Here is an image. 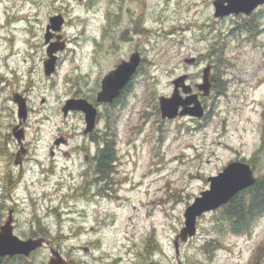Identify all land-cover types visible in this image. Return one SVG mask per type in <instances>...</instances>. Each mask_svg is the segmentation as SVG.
Masks as SVG:
<instances>
[{
    "label": "rangeland",
    "instance_id": "obj_1",
    "mask_svg": "<svg viewBox=\"0 0 264 264\" xmlns=\"http://www.w3.org/2000/svg\"><path fill=\"white\" fill-rule=\"evenodd\" d=\"M212 2L0 0V89L9 86L0 91V143L14 146L6 134L17 115L6 95L25 89L26 134L39 163L29 159L24 165L15 191L16 217L29 224L37 216L49 239L20 264H45L50 248L74 264L248 263L264 239V216L251 218L245 231L232 232L219 224L221 209L209 211L198 217L192 237L179 240L177 255L173 244L186 206L229 161L255 157L254 175L264 176V84L255 87L264 76V48L246 34L250 18L214 16ZM53 15L64 22L59 31L50 29L61 34L51 39L66 44L55 72L45 76L44 35ZM133 51L141 62L130 91L113 109L100 107L99 127L104 129L109 114V140L117 149V183L110 196L92 195L94 183L80 184L86 162L77 154L68 158L67 145L70 154L57 153L54 159L47 148L59 133L82 127L77 112L62 115L65 99L74 93L95 97L102 76ZM187 57L197 62L185 63ZM205 59L214 65L216 80L215 91L202 99L206 115L161 120L158 96H169L171 80L182 73L194 86ZM81 141L74 137L69 145ZM4 170L0 162V175ZM14 203L0 195V214ZM150 234L159 246L151 261L144 254ZM209 241L218 245L206 254L202 245Z\"/></svg>",
    "mask_w": 264,
    "mask_h": 264
},
{
    "label": "water",
    "instance_id": "obj_2",
    "mask_svg": "<svg viewBox=\"0 0 264 264\" xmlns=\"http://www.w3.org/2000/svg\"><path fill=\"white\" fill-rule=\"evenodd\" d=\"M264 3V0H213L214 15L224 16L231 13H250L257 5ZM63 18L61 15H53L49 18L47 32L44 40L47 43L53 35L52 30H60ZM60 35H56L58 39ZM64 48L63 42H51L46 48L47 58L43 61L44 73L50 75L55 69V52ZM194 57L184 58L186 63H192ZM140 62V55L137 51L132 52L127 60H121L115 68L106 73L101 79V88L96 94V100L99 102H110L116 97L123 86L128 82L135 72ZM187 74L178 75L172 80L173 89L169 96L160 95L158 97V106L160 117L162 119H172L176 116L191 115L201 117L203 108L198 99V93L205 96L209 93V66L202 69L201 81L195 84L197 92H192V87L186 82ZM184 94V96L181 94ZM18 105V115L20 118L26 117V105L23 100L15 97ZM68 110H81L84 113L86 127L84 132L91 130L95 123L96 109L83 98H69L63 106L62 112L65 116ZM17 135V133H16ZM208 188L202 190L195 196L183 212V226L174 238L175 253L178 254L179 240L186 241L196 232V221L203 213L215 210L219 206L228 202L241 190L251 186L256 178L248 163L243 161H231L223 167L216 175L207 178ZM43 238L21 240L11 232L7 224L0 230V256H12L21 254L28 256L31 251L40 247ZM87 251V247L83 248ZM52 256L46 264H68L61 257L58 251L51 250ZM178 259V258H177ZM180 261L174 264H179ZM71 263V262H70Z\"/></svg>",
    "mask_w": 264,
    "mask_h": 264
},
{
    "label": "flooded vegetation",
    "instance_id": "obj_3",
    "mask_svg": "<svg viewBox=\"0 0 264 264\" xmlns=\"http://www.w3.org/2000/svg\"><path fill=\"white\" fill-rule=\"evenodd\" d=\"M236 16H241L245 19L250 18V24L248 25V28H246V34L248 35L249 39L253 38L254 40H251L256 45H261L264 48V41L262 34L264 33V24L262 20V16H264V3L259 4L256 8H254L249 14H231ZM256 17H259L258 19H255ZM243 20V21H244ZM253 20V22L251 21ZM259 35V36H257ZM64 39V38H63ZM53 39L50 40V42ZM65 40V39H64ZM71 40L69 39V42ZM66 42V41H65ZM58 58L60 57L61 53L58 52ZM57 58V60H58ZM197 62V60H196ZM195 62V63H196ZM203 67L210 66V92L208 95H210L213 91H215L216 86V80L214 79L213 75V69L214 65L207 59H205V62H203ZM138 68L136 69L135 73L129 80V82L119 91L118 95L111 100L110 102H97L96 96H82L78 93L72 94L70 97L73 98H83L87 100L89 103H91L95 109H96V116H95V124L93 128L87 132H84L85 127V119H84V113L80 110H72L69 111L68 114L77 112L80 114L82 119V127L79 130H74L73 132H66V134L59 133L56 135L54 140L52 141V145L47 148V154L54 159L57 153H63L64 155H68L71 153V156H68V158L72 157V154L76 155L77 157H81L82 160L86 162L85 164V170L82 171L80 176L82 179L80 180V184L82 187H85V183L91 184L94 183L96 185L95 193H91L92 195L96 196H110L112 189L111 185L114 183H117V179L114 177V174L117 170V167L119 166L118 155H117V149L113 145H107V142L110 143V127H109V114L106 115V121L104 129H101L99 127V122L101 119V112L100 107H104L106 109L110 108L113 109L115 105L120 104L123 98H125V95L128 91V89L133 85V82L135 81L136 74L138 72ZM52 76V75H50ZM6 81L4 78L1 79V82ZM8 82V81H7ZM263 81L257 83L255 87H257L259 84H263ZM9 86H5L0 91L4 90ZM193 91H196L193 89ZM7 93V91H5ZM96 95V94H95ZM201 96L199 95L200 102L202 104V99L207 98V96ZM17 96V99L23 100L27 109V114L29 112L28 107V96L26 94L25 89H15L14 91H11V95L7 96V99H9L16 109V115L17 120L10 125V133L6 134V136L9 137L8 143H11L13 141L14 146L7 145L3 146V143H0V159L2 167H5V170L0 175V195L1 200H5V197H9L10 199L15 202L12 206L8 207L7 212L5 214H0V230L2 226H5L6 224L10 226L12 234L17 236L21 240L26 239H38L43 238L45 245L48 244V237L46 235V231H44L42 223L38 219L37 216H34V221L30 220L29 224L26 222L18 221V218L16 217L17 212L20 210L17 208V201H16V188L18 185L21 184V179L23 177V173L25 167V164H28L29 159H32L34 163H39L38 157L31 154V146L29 145L26 130L28 128L26 122H27V114L25 118H20L17 112V101L15 100V97ZM203 106V104H202ZM204 108V115H206V110ZM261 128L262 131H264V119L261 117ZM17 133V135H16ZM79 137L82 139L80 143H77L76 145H69L72 138ZM264 145V138H262L261 135V141L260 144ZM67 145L66 150H68V153L63 146ZM3 149V150H1ZM255 158V157H253ZM252 158V159H253ZM246 159V158H245ZM246 159L252 170L255 172V164L253 160ZM51 165H53L51 163ZM11 167L16 168L18 171L16 174L13 173V170ZM42 171L47 172V168L44 166H40L39 168ZM89 172V173H88ZM253 172V173H254ZM255 174V173H254ZM119 180V179H118ZM79 189L82 187L77 186ZM116 191V189H115ZM22 200V199H21ZM225 205V204H224ZM223 206H221L219 209H221V213L223 211ZM222 223H224V218L221 219ZM20 224H18V223ZM22 229H21V226ZM51 243V242H50ZM42 248V247H40ZM38 248V249H40ZM37 249V250H38ZM264 257V239L261 240L260 243H258L253 248V254L250 256L249 261L247 264H262V258ZM5 259H8L10 257H4ZM67 262H73L75 261L73 259H66ZM1 263V261H0Z\"/></svg>",
    "mask_w": 264,
    "mask_h": 264
},
{
    "label": "trees",
    "instance_id": "obj_4",
    "mask_svg": "<svg viewBox=\"0 0 264 264\" xmlns=\"http://www.w3.org/2000/svg\"><path fill=\"white\" fill-rule=\"evenodd\" d=\"M107 145H113V141L110 140V143L107 142ZM261 214H264V176L258 178L253 186L241 192L224 205L223 211L220 214L219 224L221 219L224 218V224L227 225L230 231L241 232L249 226L251 218L260 216ZM153 237L154 235L150 234L145 240L144 254L147 255L146 259H149V261L152 260L154 253L159 252V246ZM217 245V241L214 243H210V241L205 242L202 245V250L204 253L209 254ZM149 247H152L151 251ZM13 260H17L18 264H20L25 258L21 256H14L8 259L0 257V264H13Z\"/></svg>",
    "mask_w": 264,
    "mask_h": 264
},
{
    "label": "bare ground",
    "instance_id": "obj_5",
    "mask_svg": "<svg viewBox=\"0 0 264 264\" xmlns=\"http://www.w3.org/2000/svg\"><path fill=\"white\" fill-rule=\"evenodd\" d=\"M263 64H264V63H263ZM74 77H76V78H82V77H80L79 74L74 75ZM261 81H263V79L259 80V82H261ZM263 84H264V82H263Z\"/></svg>",
    "mask_w": 264,
    "mask_h": 264
}]
</instances>
